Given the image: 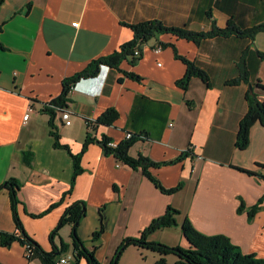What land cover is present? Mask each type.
Instances as JSON below:
<instances>
[{
	"label": "crops",
	"instance_id": "crops-1",
	"mask_svg": "<svg viewBox=\"0 0 264 264\" xmlns=\"http://www.w3.org/2000/svg\"><path fill=\"white\" fill-rule=\"evenodd\" d=\"M153 19L197 32L212 29L213 20L219 27L229 20L251 27L264 22V0H5L0 6V186L10 178L19 181L20 220L47 251L61 247L62 241L70 244V224L53 242L51 233L69 206L84 201L86 214L78 234L102 264H109L121 242L139 236L168 205L180 210L181 222L177 219L175 226L180 223L181 232L188 215L198 230L226 234L245 253L264 258V206L252 221L247 211L238 212L241 199L251 206L264 197V126L256 122L251 127L247 148L236 146L250 85L226 83L238 75V62L249 48V65L257 67L252 77L264 83V59L255 53L264 51V31L254 43L231 35L197 44L163 33L144 45L135 63L130 58L119 68L103 64L97 75L80 79L66 106L71 124L64 123L61 112L55 119L60 141L72 153L82 151L89 132L97 140L106 135L116 142L128 132L137 134L130 154L156 161L191 151L179 163L151 168L166 187L183 181L180 191L166 194L140 170L106 154L95 140L82 154V171L71 186L73 158L68 150L54 146L43 106L61 94L64 78L134 37L124 23ZM76 21L78 26L73 25ZM163 43L167 46L155 51ZM172 44L207 71L210 86L197 76L187 89L177 84L187 65L175 56ZM124 71L142 78H130ZM30 105L35 110L24 120ZM110 107L119 112L113 124L87 125V119L96 120ZM26 153H32L29 164ZM52 205L44 215H33ZM165 229L149 239L160 241L157 234ZM0 231H18L7 188L0 190ZM96 231L102 232L94 240ZM179 244L189 245L183 232ZM0 264L42 263L29 258L26 246L16 240L0 244Z\"/></svg>",
	"mask_w": 264,
	"mask_h": 264
},
{
	"label": "trees",
	"instance_id": "trees-1",
	"mask_svg": "<svg viewBox=\"0 0 264 264\" xmlns=\"http://www.w3.org/2000/svg\"><path fill=\"white\" fill-rule=\"evenodd\" d=\"M4 2L5 0H0V6ZM124 24L128 25L132 29L134 37L131 40L123 43L120 48L115 50L113 53L91 61L81 71L64 78L63 90L61 94L57 97H54L43 106V111L49 114V124L51 126L50 132L54 138V146L68 150L73 158L74 173L71 186H73L76 177L82 171V154L86 151L90 143L97 140L92 137L88 131L89 133L84 141L82 151L77 154L72 153L71 148L60 141L61 135L55 125V119L57 113L60 112V109L67 106L70 95V87L72 85H76V83L82 78H88L97 75L100 71V67L103 64L119 68L123 60L130 58L131 63H135L139 58H136L135 50L138 49L142 54L144 45L150 39L163 33H171L177 37L192 40L197 44H200L204 39L209 37H228L231 35L249 39L252 41V43H254L257 34L261 31H264V22L251 27H241L233 20H229L226 27H219L216 21L213 20L212 29L209 31L200 32L192 31L185 27L170 26L158 19L145 20L133 24ZM162 46H167V43H163ZM173 47L175 50V56L181 59L187 65L185 75L177 81V84L183 89H187L191 79L194 76H197L210 86V76L207 71L200 67L195 61L180 55L177 51V48L174 45ZM249 51L250 48L246 49L238 62V75L226 81V83L230 85H237L240 82H246L250 85V89L246 94L248 109L240 122L236 139V146L240 149H245L248 147L250 143V130L256 122H260L264 126V99L261 97V93L264 92V83L261 80L254 79L252 77L251 70H256L257 67H253V69H251L248 60L250 56ZM255 53L258 58L264 59V51H259L256 49ZM260 59H258L257 63L260 61ZM124 73L126 76L136 80H141L142 78L140 75L133 72L124 71ZM118 118V110L114 107H110L106 109L96 120H94V125L91 123L90 119H87V125L89 127H95L97 124L110 125L113 124ZM132 134L133 135L130 138H124L123 140L117 142L116 146L109 145V142L113 141V139L106 135H104L101 140L97 141L101 144L106 154L114 155V157L120 163L127 164L135 170H140L163 193L173 194L180 191L184 186L183 181L174 187H166L160 178L152 173L151 168L179 163L189 155L191 149H188V151H183L174 159L164 161H156L149 156L142 154L133 156L130 154V149L140 136L134 133ZM27 154L28 153H26L25 156V162L29 164L31 163L32 153L30 155ZM248 173L254 174L252 171H248ZM20 186L21 185L16 178H10L0 186V190L7 188L10 192L11 206L14 212V219L18 227L17 232L0 231V244L7 246L16 240L24 245L29 244L34 251V254L30 258H38L42 264H56L57 260L62 257V254L69 248H72L73 250V256L75 258L74 264H81L83 259L86 260L87 264H102L96 256L95 249L91 250L87 248L84 241L78 234V227L82 218L86 214V204L84 201H77L69 206L51 233V240L53 242L54 237L59 233V230L66 224H70L72 226L70 244L62 241L61 247L54 245L52 251H47L40 243L29 236L20 220L17 209V204L19 202L18 191L20 190ZM70 191L71 190L69 189V191H66L65 194L70 193ZM53 206L54 205H52L45 212L33 215L42 216L51 208H53ZM263 206L264 197H261L255 204L251 206H247L244 200L241 199L238 212L242 213L247 211L248 219L249 221H252L256 213ZM102 209L103 208H101V210ZM179 214L180 210L178 208L174 207L173 205H168L165 212L162 215L153 218L150 224L141 231L139 236L126 237L118 246L115 256L109 264H118V259L122 251L130 245L155 252L159 257L155 264H166V257L170 254H174L176 256L175 264H264L263 257L258 256L256 253H245L238 245L232 242L228 235L221 233L206 234L198 230L188 215L185 217L182 223V232L189 242L188 246H183L180 244L172 246L164 242L149 239V236L155 231L175 226L177 224V216ZM101 232L102 231H96L94 233V240H97Z\"/></svg>",
	"mask_w": 264,
	"mask_h": 264
},
{
	"label": "rangeland",
	"instance_id": "rangeland-1",
	"mask_svg": "<svg viewBox=\"0 0 264 264\" xmlns=\"http://www.w3.org/2000/svg\"><path fill=\"white\" fill-rule=\"evenodd\" d=\"M179 222H181V217L177 216ZM181 224L178 226L167 228L165 230L160 231L157 235H159L160 241L169 245H178L181 238ZM66 258L69 260L67 264L75 263V258L73 256L72 250L69 249L67 252H64ZM141 254V257L139 255ZM146 258V259H145ZM159 258L153 252L148 250H143V252H137L136 248H127L122 251L118 264H155V262ZM166 264H175L176 256L174 254H170L166 257Z\"/></svg>",
	"mask_w": 264,
	"mask_h": 264
},
{
	"label": "built area",
	"instance_id": "built-area-1",
	"mask_svg": "<svg viewBox=\"0 0 264 264\" xmlns=\"http://www.w3.org/2000/svg\"><path fill=\"white\" fill-rule=\"evenodd\" d=\"M78 24H79V22L78 21H76V22H73V25H75V26H78ZM162 49V45H158L156 48H155V51H160ZM141 55V52H139V50L137 49V50H135V56H137V57H139ZM75 90V85H72L71 87H70V92H72V91H74ZM35 110V108H34V106L33 105H30L29 107H28V111H27V113L24 115V120H27L28 118H29V116H30V113L32 112V111H34ZM60 112H61V114H62V119H63V121H64V123L66 124V125H69V124H71V112L68 110V108H62V109H60ZM91 120V123H93V125H94V120H92V119H90ZM92 125V124H91ZM91 127V126H90ZM133 134L131 133V132H128V133H126V135H125V138H130L131 136H132ZM109 145H111V146H116L117 145V142L116 141H110L109 142ZM26 246V249H27V254H28V257L30 258L33 254H34V251L32 250V248H31V246L29 245V244H26L25 245ZM69 262V260L66 258V256H62V257H60L58 260H57V263L56 264H67Z\"/></svg>",
	"mask_w": 264,
	"mask_h": 264
}]
</instances>
